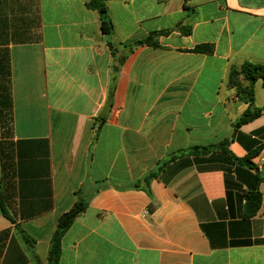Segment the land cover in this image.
Segmentation results:
<instances>
[{
    "label": "crops",
    "instance_id": "0c3cea01",
    "mask_svg": "<svg viewBox=\"0 0 264 264\" xmlns=\"http://www.w3.org/2000/svg\"><path fill=\"white\" fill-rule=\"evenodd\" d=\"M92 1L0 0V140L47 141L11 150L0 264H48L79 201L58 264H264V111L234 132L248 104L228 84L264 63V0H103L112 34Z\"/></svg>",
    "mask_w": 264,
    "mask_h": 264
},
{
    "label": "trees",
    "instance_id": "16d2710c",
    "mask_svg": "<svg viewBox=\"0 0 264 264\" xmlns=\"http://www.w3.org/2000/svg\"><path fill=\"white\" fill-rule=\"evenodd\" d=\"M91 9H96L102 20V29L105 34H112L113 23L108 17L107 8L103 0H94L88 4ZM148 44L151 46H156L155 43H151V38L148 37L144 40L138 41L136 45ZM195 53L200 54H211L213 52V47L211 45H199L193 50ZM242 78V80H241ZM262 80L264 85V63L253 64L246 62L239 69L232 67L229 74L228 84L230 87L236 89V96L238 99L244 101L248 104L247 110L244 112L242 117L234 124V132H238L239 128L244 124L252 122L253 120L259 118L264 111V108L254 107V87L258 80ZM229 140H224L218 145H212L208 147H192L187 150L178 152L174 155L168 157V159L162 161L158 167L148 173L144 178L143 182L148 184L152 179H154L158 172L163 170L167 164L174 161L176 158L185 155H197L198 153H210L216 150H223L225 146L229 144ZM25 143H46V140H33V141H19L13 143L12 141L0 140V164H1V181H0V214L8 219L10 222L15 223V219L11 214L10 207V188L12 176V160H11V150L16 147L17 151L21 149V146ZM41 145V144H40ZM41 149V147H40ZM260 150L254 151L249 154V156L244 160L234 159L237 163L245 164L249 167H255L252 159L258 156ZM264 180V179H263ZM104 186L100 187V190ZM249 202H253L254 206H258L261 203V195L259 192L248 193L246 195ZM88 206L85 201L77 202L69 211L62 214L57 222L56 231L52 237L49 254H48V264H58L61 256V242L64 234L72 226L76 218L82 214ZM24 240L28 245L33 246L34 240L28 236H24Z\"/></svg>",
    "mask_w": 264,
    "mask_h": 264
}]
</instances>
